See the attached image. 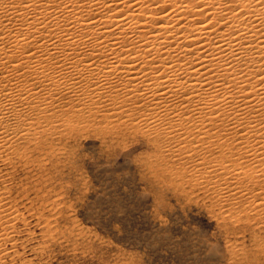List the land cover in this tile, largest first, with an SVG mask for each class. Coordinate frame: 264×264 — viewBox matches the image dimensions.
<instances>
[{
  "label": "bare ground",
  "instance_id": "1",
  "mask_svg": "<svg viewBox=\"0 0 264 264\" xmlns=\"http://www.w3.org/2000/svg\"><path fill=\"white\" fill-rule=\"evenodd\" d=\"M90 126L145 136L230 212L264 219V0H0V161ZM1 172L4 264L25 219Z\"/></svg>",
  "mask_w": 264,
  "mask_h": 264
},
{
  "label": "rangeland",
  "instance_id": "2",
  "mask_svg": "<svg viewBox=\"0 0 264 264\" xmlns=\"http://www.w3.org/2000/svg\"><path fill=\"white\" fill-rule=\"evenodd\" d=\"M96 128L55 136L28 165L0 161L6 202L29 219L14 220L17 252L4 264H264L263 218L230 212L145 136Z\"/></svg>",
  "mask_w": 264,
  "mask_h": 264
}]
</instances>
